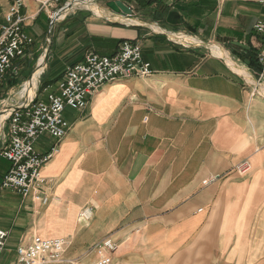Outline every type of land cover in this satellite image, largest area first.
I'll list each match as a JSON object with an SVG mask.
<instances>
[{
    "label": "crops",
    "instance_id": "0c3cea01",
    "mask_svg": "<svg viewBox=\"0 0 264 264\" xmlns=\"http://www.w3.org/2000/svg\"><path fill=\"white\" fill-rule=\"evenodd\" d=\"M14 1L0 0V29ZM96 1L81 7L101 15ZM41 2L25 0L32 38L42 14L50 23ZM123 2L132 16L74 8L53 17L50 58L40 68L44 92H57L88 53L112 57L123 41L140 45L154 73L106 84L86 109L65 111L70 130L38 189L47 203L1 202L9 223L0 230L19 235L18 246L36 236L66 239L62 264H94L106 241L116 246L106 250L112 264H264V76L251 69L262 49L254 25L264 20V0ZM213 48L243 60L247 72ZM54 143L44 135L35 147L45 153ZM245 161L251 169L240 175Z\"/></svg>",
    "mask_w": 264,
    "mask_h": 264
},
{
    "label": "built area",
    "instance_id": "2783aa9c",
    "mask_svg": "<svg viewBox=\"0 0 264 264\" xmlns=\"http://www.w3.org/2000/svg\"><path fill=\"white\" fill-rule=\"evenodd\" d=\"M77 1L80 0H42L41 9L57 8L52 16L65 10L68 13L69 5ZM25 7V0H15L0 29V85L12 70L14 61L25 58L35 44L26 31L29 19L24 13ZM254 31L262 40L259 63L264 76V20L254 25ZM153 73L151 64L143 59L140 45L131 41H123L112 57L88 53L83 61L67 70L58 84L57 92L47 91L43 99L32 100L8 116V125L5 123L3 126V129L7 126V134L3 137L0 156L9 163L10 168L2 178L0 189L12 190L23 198L32 197L36 202L46 204L47 199L38 189L45 184L43 168L57 155L59 142L70 130V124L64 117L65 111L86 109L90 99L106 84L146 78ZM44 135L51 136L56 143L45 153H39L35 143ZM250 169V163L245 161L237 166L236 171L244 175ZM8 237L7 231L0 230V259ZM68 245L69 242L63 238L36 236L31 242L17 247V264L65 263ZM115 249L116 246L110 241L99 247V254L103 257L98 264H110V257L102 254V250ZM71 264L76 263L72 261Z\"/></svg>",
    "mask_w": 264,
    "mask_h": 264
},
{
    "label": "rangeland",
    "instance_id": "374dc122",
    "mask_svg": "<svg viewBox=\"0 0 264 264\" xmlns=\"http://www.w3.org/2000/svg\"><path fill=\"white\" fill-rule=\"evenodd\" d=\"M111 1H115V0H97L94 3L97 6V8L102 11L101 15L97 14L94 11V9H92V8H89V7H80V8H88L89 10H92L95 14H97L98 16H104L105 10H106V8H108L107 3L111 2ZM56 10H57V8H53V9L49 8L48 10L41 9V11H46V12L49 11V20H50L49 25H46L45 15L42 14L39 21L36 22V24H35L36 27L29 29L30 34L33 35V39H34L35 44L40 42L39 43V46H40L39 48H41L40 52L38 53L36 58L29 60L28 68L26 67V69L23 70V72H21V75H18V79L13 78L14 75L15 76L17 75V74H15V70L19 69V71H20L22 69L20 67V65L23 63L26 64V58H24L23 61H21V63H20L19 59L14 61L13 68H12V70L9 71L10 74L5 78L3 83L0 85V113L3 111H6L7 108L10 109L13 107L14 108L13 110H18V109L23 108L24 105L22 103L19 104V102L22 98V91L25 88L26 83H28L31 80L33 74L37 70V64H38L39 59L45 55V57H43V59L45 60V65L48 63L47 61L50 58L49 55L51 54L50 51H51V48L53 45L52 37H53V34L56 30V24H57V22H56L51 26V22L54 19L53 17L55 16V15L54 16H52V15ZM49 30H51V40L49 39V36H48ZM183 36H185V35H183ZM188 38L192 39V37H188ZM193 39L196 41L195 42L196 44L203 45V43L199 42V40H197L195 38H193ZM210 45H206V47H208L210 49ZM49 46H50V50H48ZM230 57L232 58V56H230ZM232 59L234 62H237V64H238L237 66L242 67L243 65H245V62L243 60H241V62H238V60H237L238 57L235 59L234 58H232ZM257 62H259V56H258L257 61L255 59H253V61H252L253 68H251V69H252V71L256 70L258 72L257 74L260 77H262L263 76L262 68L258 67L259 65H257L258 64ZM24 67H25V65H24ZM252 71H251V73H252ZM42 73L38 78L37 86L35 89L36 95L32 100L43 99L45 97V96L43 97V95L46 94V92H47V90L44 92V88L47 86V84H44V82H43ZM49 74L50 73L47 74V76L44 78V80H47L49 78V76H50ZM9 82H11V83L9 84ZM48 92H53V91H48ZM39 94H42V98L39 97ZM16 107L18 109H16ZM5 123H7V121H5ZM7 125H8V123H7ZM6 132H7V126L5 127V129H2V132H1L2 136L0 135V148L2 145L1 143L3 141L4 134H6ZM8 166H10L9 163L0 156V183L2 180L1 172L5 168H7ZM212 181H214V180H212ZM22 199H23V197L21 195H19L18 193L14 192L12 190H1L0 189V204L2 202L8 206H14L15 204H19ZM21 215L25 216L23 212H21ZM8 219L9 218L6 217L5 214H2L0 212V223H6V222H8ZM19 241H20V236L17 234H13L12 238H8V240L6 242V248H5L4 253H3L1 260H0V264H17V260H18L17 246H18ZM104 244L102 246H99V247H103ZM113 251H109V252H113ZM102 254L105 255L106 251L102 252ZM102 257L103 256H101V254H99V259L94 264H98V262L101 261ZM110 260H111V258H110ZM74 262L76 264H80L77 260ZM110 264H112V260H111Z\"/></svg>",
    "mask_w": 264,
    "mask_h": 264
},
{
    "label": "bare ground",
    "instance_id": "6f19581e",
    "mask_svg": "<svg viewBox=\"0 0 264 264\" xmlns=\"http://www.w3.org/2000/svg\"><path fill=\"white\" fill-rule=\"evenodd\" d=\"M90 1V0H89ZM83 2H87V1H83V0H80V1H77L73 4V8H80L83 4ZM93 6V5H92ZM67 11V10H65ZM57 13H63L62 12H57ZM189 42H193L192 39H188ZM214 52L218 55H222L224 56L227 61L229 62V64L235 68L236 70H240L241 72H247V70L245 68H242L240 66H237L234 62H232L228 55L223 52L222 50L218 49V48H213ZM44 62V59L42 57L41 60H39L38 64H37V71L33 74L31 80L26 83L25 85V92H24V98L22 99V104L23 105H26L27 103L31 102L34 94L36 93V86H37V82H38V78H39V75H40V68H41V65L42 63ZM13 110H6V111H3L0 113V135H1V132H2V129H3V126L5 124V121L7 120L8 116L11 114ZM2 136V135H1Z\"/></svg>",
    "mask_w": 264,
    "mask_h": 264
},
{
    "label": "water",
    "instance_id": "95a60500",
    "mask_svg": "<svg viewBox=\"0 0 264 264\" xmlns=\"http://www.w3.org/2000/svg\"><path fill=\"white\" fill-rule=\"evenodd\" d=\"M107 7L110 8L112 11H114L118 14H122L124 16H132L133 15L132 9L129 6H127L123 2V0H115V1L108 2ZM68 8L70 10L74 9L72 4L69 5ZM174 18H175V13L174 12L169 13L168 18H167V22L170 24H174L175 23L173 20ZM54 23H55V20L53 19L51 22V26ZM48 36H49V39L51 40V30H49ZM48 50H50V46H49ZM16 109H18V108L16 107Z\"/></svg>",
    "mask_w": 264,
    "mask_h": 264
},
{
    "label": "trees",
    "instance_id": "16d2710c",
    "mask_svg": "<svg viewBox=\"0 0 264 264\" xmlns=\"http://www.w3.org/2000/svg\"><path fill=\"white\" fill-rule=\"evenodd\" d=\"M127 2H137L138 4H140L141 8H148L151 7L153 5H159L162 3L163 0H125ZM165 8L163 7V10ZM252 67V66H251Z\"/></svg>",
    "mask_w": 264,
    "mask_h": 264
}]
</instances>
